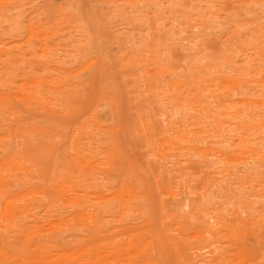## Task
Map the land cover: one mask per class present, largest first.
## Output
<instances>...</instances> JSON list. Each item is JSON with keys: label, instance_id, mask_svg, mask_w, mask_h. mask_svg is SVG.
<instances>
[{"label": "rangeland", "instance_id": "374dc122", "mask_svg": "<svg viewBox=\"0 0 264 264\" xmlns=\"http://www.w3.org/2000/svg\"><path fill=\"white\" fill-rule=\"evenodd\" d=\"M2 239L0 264H264V0H0Z\"/></svg>", "mask_w": 264, "mask_h": 264}, {"label": "bare ground", "instance_id": "6f19581e", "mask_svg": "<svg viewBox=\"0 0 264 264\" xmlns=\"http://www.w3.org/2000/svg\"><path fill=\"white\" fill-rule=\"evenodd\" d=\"M234 95H235V94H234ZM183 141H184V140H183ZM97 218H98V216H97ZM202 225H203V224H202ZM199 236H200V237H203V233L200 232V233H199ZM163 240H164V243H165L166 245H168V246L173 247L174 249H176V251H177L179 254L181 253V251H182L184 245L182 246V243L179 242L177 239L174 238L173 240H170V239H168V237H165V238H163ZM0 243H1V244H5L4 239H2V240L0 241ZM197 243L200 245V248H205V247H208V246H209V243H205V241H203V240H201V241H199V242H197ZM201 244H203V245H201ZM0 248H2V247L0 246ZM213 250H214V249L209 250V252L212 253ZM0 252L2 253L1 249H0ZM60 254H61V253H60ZM222 254H223V253H222ZM180 256L183 258V262L188 263V264H191V263H189L188 261L185 260V257H183L182 254H181ZM212 256H215V255H212ZM202 260H203V258H202ZM210 261H212V258H210Z\"/></svg>", "mask_w": 264, "mask_h": 264}]
</instances>
